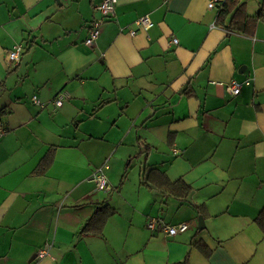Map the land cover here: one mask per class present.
I'll use <instances>...</instances> for the list:
<instances>
[{
	"label": "crops",
	"instance_id": "1",
	"mask_svg": "<svg viewBox=\"0 0 264 264\" xmlns=\"http://www.w3.org/2000/svg\"><path fill=\"white\" fill-rule=\"evenodd\" d=\"M100 1L0 0V264H264V20L228 34L223 0H118L90 47ZM104 163L109 191L90 179Z\"/></svg>",
	"mask_w": 264,
	"mask_h": 264
},
{
	"label": "built area",
	"instance_id": "2",
	"mask_svg": "<svg viewBox=\"0 0 264 264\" xmlns=\"http://www.w3.org/2000/svg\"><path fill=\"white\" fill-rule=\"evenodd\" d=\"M118 0H101L99 4H97L94 8V11L98 14L97 17L94 18L92 21L89 29H88V36L85 39L84 43L87 46L93 47L96 41L99 39L101 32H102V26L104 23L109 19L112 18L115 15L116 6H117ZM209 8H214L218 6L217 0H210L208 4ZM154 26V22L151 19L149 15H144L139 18H137L129 29V32L131 35H135L137 33V30L143 29V30H149ZM172 42L174 44L178 43L177 38H173ZM24 47L23 44H19L15 46L12 50L8 52V58L11 63H19L21 60V55L23 53ZM250 80L247 79L244 81V84H249ZM243 83L237 80H231L228 84H226V90L231 94L232 96H236L241 92ZM67 98V96L63 93L59 94L55 100L54 104L56 107H59L63 104V101ZM33 101L36 104H39L42 106L39 98L34 95ZM1 128V126H0ZM176 152V150H175ZM108 168V164L104 163L101 166H98L93 171L92 175L90 176L91 181H93L96 185L97 190L99 191H109L111 190V187L109 185L107 176H106V169ZM148 226L150 229H155L157 226L163 227V229L167 232L168 235L174 236L178 233L184 232L189 228L188 222H182L177 225H169L166 224L161 219L152 218ZM48 249L44 248L40 250L39 255L44 256L47 254Z\"/></svg>",
	"mask_w": 264,
	"mask_h": 264
},
{
	"label": "trees",
	"instance_id": "3",
	"mask_svg": "<svg viewBox=\"0 0 264 264\" xmlns=\"http://www.w3.org/2000/svg\"><path fill=\"white\" fill-rule=\"evenodd\" d=\"M261 20H264V0L261 1L260 9L254 16L247 14V1L223 0L219 4L217 22L226 28L228 34L232 32L252 34L257 22ZM47 165L48 163H43L41 168ZM164 184L166 185L165 189L177 197H187L192 189L183 180L171 182L166 178ZM111 214H113V208L108 205L98 208L84 226L83 233L101 230L106 219ZM256 221L264 231V210L259 214ZM196 244L203 253H209L210 249L207 246L205 248L202 243Z\"/></svg>",
	"mask_w": 264,
	"mask_h": 264
},
{
	"label": "water",
	"instance_id": "4",
	"mask_svg": "<svg viewBox=\"0 0 264 264\" xmlns=\"http://www.w3.org/2000/svg\"><path fill=\"white\" fill-rule=\"evenodd\" d=\"M205 227V223H204V220H203V217H199V229H204Z\"/></svg>",
	"mask_w": 264,
	"mask_h": 264
},
{
	"label": "rangeland",
	"instance_id": "5",
	"mask_svg": "<svg viewBox=\"0 0 264 264\" xmlns=\"http://www.w3.org/2000/svg\"><path fill=\"white\" fill-rule=\"evenodd\" d=\"M244 1H250V2L257 3V2H261L262 0H244Z\"/></svg>",
	"mask_w": 264,
	"mask_h": 264
}]
</instances>
